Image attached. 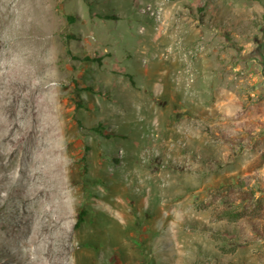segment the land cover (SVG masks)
Here are the masks:
<instances>
[{
    "label": "rangeland",
    "instance_id": "374dc122",
    "mask_svg": "<svg viewBox=\"0 0 264 264\" xmlns=\"http://www.w3.org/2000/svg\"><path fill=\"white\" fill-rule=\"evenodd\" d=\"M7 239L0 264H264V0H0Z\"/></svg>",
    "mask_w": 264,
    "mask_h": 264
},
{
    "label": "bare ground",
    "instance_id": "6f19581e",
    "mask_svg": "<svg viewBox=\"0 0 264 264\" xmlns=\"http://www.w3.org/2000/svg\"><path fill=\"white\" fill-rule=\"evenodd\" d=\"M3 37H5L6 39H7V34H5L4 33V35H3ZM35 86L36 87H38V88H41L42 86H43V83H38V84H35ZM7 108L9 109V112L11 111H14V107L11 105V103L10 104H8L7 105ZM41 190L43 191H46L47 193H46V195L50 198V199H55L56 197H58V196H60V198H65L66 196L65 195H62L61 196V194H59V193H57L58 191L56 190V189H52V188H50V185H47V186H45L43 183H41ZM41 192V191H40ZM44 216H46V217H48L49 215H48V213H44ZM57 217V219H60L61 218V216L60 215H57L56 216ZM47 223L48 224H50V223H52L50 220H48L47 221ZM66 237H68L69 238V236H66ZM59 238H65V234H63V233H61L60 232V230L59 229H57V233H56V236H55V238L54 239H59ZM48 240H51V238L49 237L48 238ZM47 240V241H48ZM0 242H2V243H4V244H6V245H9L10 243H9V241H8V239H7V242L6 241H4V240H1ZM50 243H51V245H50V247L47 249V252H46V263H48V264H62V263H64V260H62V261H60V262H58L57 260H56V258H55V254L58 252L57 250H56V247H53V245H52V243H53V241H50ZM11 246V245H10ZM37 247V246H36ZM36 250V249H35ZM64 251H67V252H64ZM63 253L65 254V255H69V253L71 254V253H74L73 251H71L70 252V249L68 250V248L66 247L65 248V250H63ZM61 260V259H60Z\"/></svg>",
    "mask_w": 264,
    "mask_h": 264
},
{
    "label": "trees",
    "instance_id": "16d2710c",
    "mask_svg": "<svg viewBox=\"0 0 264 264\" xmlns=\"http://www.w3.org/2000/svg\"><path fill=\"white\" fill-rule=\"evenodd\" d=\"M107 19H110L111 17H106ZM114 19H116V17L113 16ZM83 216H84V212L80 213V215L78 216L77 219V226H79L82 222H83Z\"/></svg>",
    "mask_w": 264,
    "mask_h": 264
}]
</instances>
